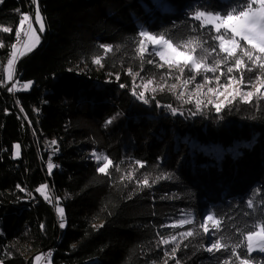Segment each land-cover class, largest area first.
Returning a JSON list of instances; mask_svg holds the SVG:
<instances>
[{"label":"trees","instance_id":"trees-1","mask_svg":"<svg viewBox=\"0 0 264 264\" xmlns=\"http://www.w3.org/2000/svg\"><path fill=\"white\" fill-rule=\"evenodd\" d=\"M37 1L42 43L16 58L10 83L8 60L34 0H0V264H34L41 253L52 264H264V253L244 254L247 232L237 230L261 215V205L247 201L254 192L255 201L264 197V95L234 97L216 111L143 88L177 74L158 66L140 32L167 33L180 51L199 43L192 54L217 69L227 54L211 26L197 27L193 9L223 14L238 0ZM237 55L243 67L230 77L252 84L264 77ZM44 137L54 139L51 148ZM211 146L219 155L205 150ZM93 153L112 162L107 173ZM184 214L194 219L174 224ZM202 215L221 221L217 238L228 248L206 250ZM188 231L193 236L181 235Z\"/></svg>","mask_w":264,"mask_h":264},{"label":"snow or ice","instance_id":"snow-or-ice-1","mask_svg":"<svg viewBox=\"0 0 264 264\" xmlns=\"http://www.w3.org/2000/svg\"><path fill=\"white\" fill-rule=\"evenodd\" d=\"M196 7L198 8H205L203 4H199ZM195 15L193 17L196 21H201V24H198L197 27H208V31H214L216 35L212 36L211 38L215 41L219 42V50L227 54L224 58V62L226 63L228 59H232L235 69L240 71L243 67V61L240 56L237 55V49H240L242 57H246L249 62H251L252 67L247 68L246 70L251 72L254 69L264 70V0H238L234 7L230 9H225L223 14L220 12L210 11L205 8V11H196L195 8L193 9ZM28 17L25 15L24 19L20 21L22 25ZM35 19L40 25V30H44V24L42 22V18L40 16L39 8H37L35 13ZM31 27V25H29ZM223 30V32H222ZM5 32L9 31V29L5 28ZM163 35H150L146 31L140 32L141 37L147 38V40L154 46H161L163 51H159L156 54L160 56L162 60H165L168 67L171 68L176 66L179 68V71L183 73L184 68L179 67L181 61L176 59L177 55H183L185 58L182 61L183 65L189 67L196 72H200L203 69L206 72H215L217 69L216 67H207L202 65L191 53L195 52L197 48H200L201 45L199 43L196 44L195 47H192L189 52L187 53H180L177 49L173 46L171 39H165ZM225 35L229 36V40H225ZM35 37V33H31L29 44L26 45L28 50L30 51L32 47L38 43V37ZM241 41L245 42V47L241 48ZM189 44L192 41H188ZM144 41H140V52L143 54L146 50L143 48ZM107 50H110L111 46H102ZM15 45H13V49ZM207 52V49H204ZM212 51L215 52V46L212 47ZM255 53V55H254ZM13 60L15 59L16 52H12ZM13 60H8L9 68L13 64ZM96 63H100L99 58L95 60ZM151 63V61H148ZM218 66V65H217ZM160 67H164L163 64ZM233 67H228L227 72L232 73ZM11 78V77H9ZM194 78V77H193ZM231 79V77L229 78ZM152 81H148V84H151ZM187 83V81L185 82ZM29 85L26 84L25 87ZM123 87V85H122ZM147 87V85H145ZM175 87V85H173ZM264 87V84L261 85ZM162 88V86H161ZM9 91L12 89L9 88ZM155 91V89H153ZM211 91V89H209ZM259 91V89H258ZM140 97L143 98L144 93L141 92ZM252 93L249 92L248 96H251ZM147 102V101H145ZM199 106V101L197 102ZM220 105H217V111L220 110ZM174 111V110H173ZM112 121L109 120L106 123H111ZM53 144L55 141L52 142ZM19 148V145L16 146ZM97 161H107V163H103V166H98V171L101 173H107L109 166L111 165V161L108 160L106 156L96 155L93 153ZM143 165H141L142 167ZM51 167V165H49ZM145 186L148 185V180L145 179L143 181ZM44 187V186H42ZM40 191V189H37ZM256 193H253V197L249 198L247 201V207L254 209L257 204L261 205V215L256 218V220L251 225H245L243 229H237L242 234L247 232L246 237L244 238L246 243V251H252L253 249V240L258 239L261 243H264V197H262L259 201H255ZM47 199V197H45ZM63 217V209H58ZM208 221H212L211 225L208 224ZM186 223H190L188 220H181L179 221V225L182 226ZM65 225L63 223L60 224V227L63 228ZM221 221L214 219L212 215H206L204 221L200 224V228L203 229V233L209 237V247L206 249L208 252L219 251L222 248H228L226 243L222 244L221 239L217 238V233L220 232ZM182 236L191 237L193 236V232L188 231L181 234ZM223 235V233H221ZM172 240H175V237H172ZM169 240H162L163 244H169ZM241 246V242H237V244L231 246V250L229 254L234 255L236 253V249ZM176 249H172V253L175 254ZM39 259V257H37ZM240 264H246V261H241Z\"/></svg>","mask_w":264,"mask_h":264},{"label":"rangeland","instance_id":"rangeland-1","mask_svg":"<svg viewBox=\"0 0 264 264\" xmlns=\"http://www.w3.org/2000/svg\"><path fill=\"white\" fill-rule=\"evenodd\" d=\"M37 8H39L40 16H41L42 22L44 24L43 15H42L41 9L38 5V1L34 0L33 10L31 13L32 16L33 15L34 16L32 17L31 27H29V25H30L29 18L27 20H25L24 23L21 25V33L26 28L25 40H24L22 46L16 45L14 50H13L16 52V56H15V59L13 60V56L11 55L10 60H13V64L11 66V69L9 68L8 64L6 67V78L10 83H12L14 80L13 72H14L15 60H17L16 58L19 55L28 54V53L34 51L42 43V34L45 30V24H44V30L41 31L40 25L35 19V13H36ZM26 16L28 17L27 14H26ZM33 32L35 33V37H32V38L35 39L36 37H38V43H36L35 46L32 47L31 50L29 51L28 48L26 47V45L29 44L30 35ZM222 32H223V30H222ZM143 38H144L145 43L147 45V49L150 50L151 52L155 53V55L159 59L158 66L160 67V65L163 64L164 67L169 68L167 63L165 62V60H162L160 58V56L156 54L159 51H163V48L161 46H154L147 40V38H145V37H143ZM229 39H230V37L225 35V40H229ZM177 51L180 53H187V51H180V50H177ZM191 55H193L196 58V56L194 54L191 53ZM184 58L185 57L183 55H177L176 56V59L181 61V64L179 67L186 68V66H184L182 63ZM200 63L202 65L207 66V67H211L209 64H206L203 62H200ZM228 64H229L228 61L226 63L224 62V63L220 64V67H218L217 70L215 71L218 73L213 72L211 74H208V72L204 71L203 69H201L200 72H196L195 70H192L189 67H188V71H185L186 73L184 71H183V73H181L179 71L178 67L173 66V67L169 68V70H171V69L175 70L174 72L177 74V76L173 75L170 78L168 75H164L163 78L161 77V78H156V79H148L145 81L143 88L145 90H152L154 88L166 89V90L175 92L179 96L180 99L185 97V99L186 98L187 99H198V100H202L204 102H210L212 105H215V106L220 105L221 106L220 110L226 104V102H229L234 97H239V98H241V100H249L253 94L258 93L261 97L264 95V87H261V85L264 84V77L257 79L256 82H254L253 84L244 82L240 79H235L233 77H231V79H229L230 76L228 74H230V73L227 72ZM164 67H160V68H164ZM233 69H235V68H233ZM9 77H11V78H9ZM148 81H152V83L148 84ZM186 81H187V83H185ZM28 85H29L28 87L24 86L23 88L29 89L30 84H28ZM145 85H147V87H145ZM173 85H175V87H173ZM10 86H13V84H11ZM161 86H162V88H161ZM209 89H211V91ZM258 89H259V91H258ZM249 92L252 93L251 96H248ZM50 139H48V137H44V141L51 148L52 142L54 141V139H51V140ZM17 145H19V144H16L14 147V156L15 157L20 156V145H19V148L16 147ZM205 150L208 153L214 152L217 155H219V153L221 152V148L213 147V146L206 147ZM103 163H107V161H100L99 166H103ZM53 167L54 166L51 165L50 168L52 169ZM45 190H46V186L42 187L40 189V192L45 194ZM45 197H47V195H45ZM58 209H63V207L61 205H58L56 210H55L56 216H58V218L63 220V217H61V214L58 211ZM63 216H64V212H63ZM193 219L194 218L191 215L184 214L179 220L174 222V224H179V221H181V220L192 221ZM201 219L203 222L204 221L203 215L201 216ZM61 223H63V222H61ZM250 252L264 253V243H261L258 239H254L253 240V249ZM37 257H39V259H37ZM45 260H46V253L38 254L34 258V264H52V261H51V258L49 255H48V259L46 261Z\"/></svg>","mask_w":264,"mask_h":264},{"label":"built area","instance_id":"built-area-1","mask_svg":"<svg viewBox=\"0 0 264 264\" xmlns=\"http://www.w3.org/2000/svg\"><path fill=\"white\" fill-rule=\"evenodd\" d=\"M32 17L30 16V20H29L30 25H31V22H32ZM25 30H26V28H25ZM25 30L21 33V35H20V37L18 39V42H17L18 46H22L23 45V42L25 40Z\"/></svg>","mask_w":264,"mask_h":264},{"label":"crops","instance_id":"crops-1","mask_svg":"<svg viewBox=\"0 0 264 264\" xmlns=\"http://www.w3.org/2000/svg\"><path fill=\"white\" fill-rule=\"evenodd\" d=\"M34 16V15H33ZM14 74V73H13Z\"/></svg>","mask_w":264,"mask_h":264}]
</instances>
